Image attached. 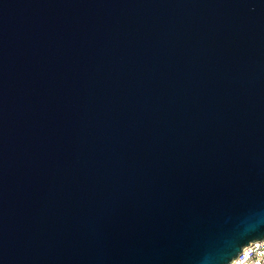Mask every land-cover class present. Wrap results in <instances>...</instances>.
Returning a JSON list of instances; mask_svg holds the SVG:
<instances>
[{
	"label": "water",
	"instance_id": "water-1",
	"mask_svg": "<svg viewBox=\"0 0 264 264\" xmlns=\"http://www.w3.org/2000/svg\"><path fill=\"white\" fill-rule=\"evenodd\" d=\"M263 237L264 0H0V264Z\"/></svg>",
	"mask_w": 264,
	"mask_h": 264
},
{
	"label": "built area",
	"instance_id": "built-area-1",
	"mask_svg": "<svg viewBox=\"0 0 264 264\" xmlns=\"http://www.w3.org/2000/svg\"><path fill=\"white\" fill-rule=\"evenodd\" d=\"M228 264H264V237L245 244Z\"/></svg>",
	"mask_w": 264,
	"mask_h": 264
}]
</instances>
